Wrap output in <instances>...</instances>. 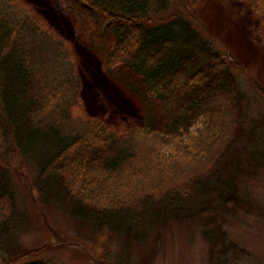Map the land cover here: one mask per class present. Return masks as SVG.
Segmentation results:
<instances>
[{"label": "trees", "instance_id": "1", "mask_svg": "<svg viewBox=\"0 0 264 264\" xmlns=\"http://www.w3.org/2000/svg\"><path fill=\"white\" fill-rule=\"evenodd\" d=\"M61 1L83 33L94 29L87 40L103 68L128 70L142 123L116 133L87 116L69 42L23 0H0V264L32 253L17 242L22 219L13 148L34 166L41 205L61 204L78 222L125 240L115 264H125L130 239L153 236L157 244L169 223L196 225L191 234L199 230L206 240L208 264H246L248 252L227 225L250 204L249 180L264 167V119L239 123L246 98L230 57L173 14V0ZM240 1L264 33V0ZM256 84L264 101V87ZM75 154L100 163L88 172L70 166Z\"/></svg>", "mask_w": 264, "mask_h": 264}, {"label": "rangeland", "instance_id": "2", "mask_svg": "<svg viewBox=\"0 0 264 264\" xmlns=\"http://www.w3.org/2000/svg\"><path fill=\"white\" fill-rule=\"evenodd\" d=\"M23 1L69 42L80 75L79 103L84 113L102 120L116 133L124 126L140 125V102L136 95L129 94L132 82L125 78L129 72L111 73L103 68L97 46H90L87 40L94 29L84 26L87 28L83 33L76 17L61 0ZM169 10L188 18L230 57L232 72L246 98L239 123L243 127L253 119L263 123L264 101L258 96L256 83L264 87V33L249 7L240 0H173ZM163 17H170V13ZM69 92L64 93L70 97ZM79 111L77 108L76 115L84 117ZM17 151L13 148L10 152V171L19 194L22 219L17 242L32 253L12 264L32 258L47 259L51 264H115L114 255L122 250L125 240L110 231L78 222L67 209L58 207L61 204L41 205L34 185V166ZM99 163V160L85 161L76 154L68 158L70 166H82L87 172ZM249 181L250 204L245 202L237 215L229 218L232 220L231 223L228 220L227 230L248 252L246 264H253V258L264 263V167ZM194 227L195 224L171 226L169 223L157 244L151 241L153 236L144 243L130 239L129 256L123 261L125 264L135 261H140L137 264H208L207 242L199 230L191 234Z\"/></svg>", "mask_w": 264, "mask_h": 264}]
</instances>
